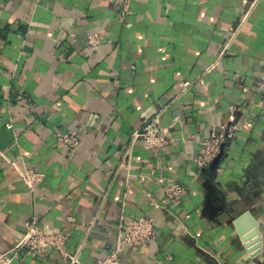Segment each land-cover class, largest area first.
<instances>
[{
	"label": "crops",
	"instance_id": "0c3cea01",
	"mask_svg": "<svg viewBox=\"0 0 264 264\" xmlns=\"http://www.w3.org/2000/svg\"><path fill=\"white\" fill-rule=\"evenodd\" d=\"M263 68L264 0H0V254L35 218L94 264L124 216L154 227L123 264H264ZM230 106L236 131L198 170ZM156 116L174 124L173 142L135 143L118 170L131 133ZM71 131L80 145L67 150L54 134ZM24 170L44 175L33 191ZM169 182L185 189L180 205L163 195ZM10 264L65 262L50 252Z\"/></svg>",
	"mask_w": 264,
	"mask_h": 264
},
{
	"label": "built area",
	"instance_id": "2783aa9c",
	"mask_svg": "<svg viewBox=\"0 0 264 264\" xmlns=\"http://www.w3.org/2000/svg\"><path fill=\"white\" fill-rule=\"evenodd\" d=\"M238 31V25L229 30V37L223 50L232 40ZM100 43L99 33H93L86 37L87 49H92ZM222 50V51H223ZM222 51L220 53H222ZM187 85L180 84V90L177 95L183 93ZM256 89L258 92H264V68L259 77ZM236 108L228 107V121L216 125V128L200 143L199 150L195 153L192 161L198 170L209 166L220 152L222 144L233 136L236 127L232 125V116ZM12 128L11 123L7 125ZM174 124L162 126L158 116L144 122L139 128L135 129L129 137V147L123 154L118 170L127 172L130 148L135 143H141L148 150H158L166 147L173 142L170 137ZM54 138L67 150H74L79 147L80 140L77 132L55 133ZM44 175L32 170H24L20 173L21 183L29 190L33 191L43 181ZM164 197L175 205L182 203L184 187L175 182H169L163 187ZM66 221L72 223L71 217H66ZM153 220L148 217L136 219H127L120 216L117 220L116 238L113 247L103 257L95 261L94 264H123L122 255L125 251L133 248L142 247L153 239ZM67 236L64 231H54L47 226L42 225L37 219L30 218L22 225L20 237L17 243L4 254H0V264H10V262L19 254H28L35 257L41 253H54L65 264H77V256L69 254L66 249ZM250 264H261L253 261Z\"/></svg>",
	"mask_w": 264,
	"mask_h": 264
},
{
	"label": "water",
	"instance_id": "95a60500",
	"mask_svg": "<svg viewBox=\"0 0 264 264\" xmlns=\"http://www.w3.org/2000/svg\"><path fill=\"white\" fill-rule=\"evenodd\" d=\"M240 222V219H238L237 221H235V223H234V225H235V227L238 229L239 227H238V223ZM253 235H256V233H254Z\"/></svg>",
	"mask_w": 264,
	"mask_h": 264
}]
</instances>
